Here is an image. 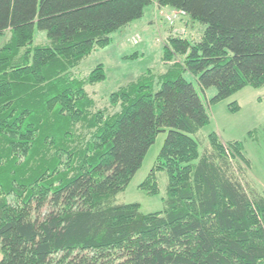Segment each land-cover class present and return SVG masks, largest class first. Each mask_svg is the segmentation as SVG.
<instances>
[{"label":"trees","instance_id":"obj_1","mask_svg":"<svg viewBox=\"0 0 264 264\" xmlns=\"http://www.w3.org/2000/svg\"><path fill=\"white\" fill-rule=\"evenodd\" d=\"M183 12L199 40L172 35L167 72L147 71L96 110L80 61L150 6ZM46 43L34 45L35 32ZM0 264H264V191L238 142L199 153L209 105L264 87V0H0ZM193 77V82L185 78ZM229 110H239L238 104ZM164 210L117 205L157 136ZM150 194V195H151Z\"/></svg>","mask_w":264,"mask_h":264},{"label":"rangeland","instance_id":"obj_2","mask_svg":"<svg viewBox=\"0 0 264 264\" xmlns=\"http://www.w3.org/2000/svg\"><path fill=\"white\" fill-rule=\"evenodd\" d=\"M152 6L146 8L144 16L131 27L111 35L109 44L98 47L87 57L82 59L74 70L75 75L87 77L96 67L103 68L104 80L85 87L86 93L96 102L97 111H105L112 115L117 107H111L108 102L111 94L137 81L147 71L155 74L167 72L176 63L181 64L182 57L174 56L169 62L163 60V47L167 38L181 36L199 40L203 26L191 24L181 20L173 25L166 22L170 12L159 15ZM153 16L155 18H153ZM161 20L158 28L155 20ZM154 23H153V22ZM9 33L0 37V48L6 43ZM44 33L35 32L34 45L46 43ZM188 81L193 77L184 75ZM213 90L202 94V99L210 115L209 123L193 136L199 143V153L208 147V136L216 133L220 142L227 147V143L238 142L242 155L248 164L238 156V162L246 171L251 186L258 192L264 191V87L254 89L246 87L229 98L209 105V97ZM238 104L239 110L232 112L229 106ZM166 132L157 136L154 144L147 152L141 168L134 175L125 191L116 197L117 205H139L141 214H153L164 210V200L167 198V176L165 172H156L150 184L156 186L157 193L152 195L151 185L142 189L146 178L156 165L157 156L163 146ZM151 194V195H150Z\"/></svg>","mask_w":264,"mask_h":264},{"label":"built area","instance_id":"obj_3","mask_svg":"<svg viewBox=\"0 0 264 264\" xmlns=\"http://www.w3.org/2000/svg\"><path fill=\"white\" fill-rule=\"evenodd\" d=\"M185 14L183 12L172 11L166 17V21L169 25H173L174 23L178 22L181 18H183Z\"/></svg>","mask_w":264,"mask_h":264},{"label":"crops","instance_id":"obj_4","mask_svg":"<svg viewBox=\"0 0 264 264\" xmlns=\"http://www.w3.org/2000/svg\"><path fill=\"white\" fill-rule=\"evenodd\" d=\"M152 7L154 8V11H157V12H158L159 15L161 14V12H165V11L170 12V11H171L169 8H158V7L155 6V5H153ZM157 12H156V13H157ZM153 18H155V17L153 16ZM155 21H156V23H155L156 25H155V26L157 27L158 24H159V22H160L161 20L159 21V20L156 19ZM152 22H153V21H152ZM153 23H154V22H153ZM160 23H161V22H160ZM132 25H134V23H132V24H131L130 26H128V27H131ZM128 27H127V28H128ZM157 28H158V27H157ZM125 29H126V28H125Z\"/></svg>","mask_w":264,"mask_h":264}]
</instances>
